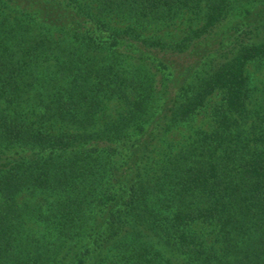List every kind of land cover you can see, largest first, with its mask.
Segmentation results:
<instances>
[{"label":"trees","instance_id":"1","mask_svg":"<svg viewBox=\"0 0 264 264\" xmlns=\"http://www.w3.org/2000/svg\"><path fill=\"white\" fill-rule=\"evenodd\" d=\"M258 60L264 0H0V264H264Z\"/></svg>","mask_w":264,"mask_h":264},{"label":"rangeland","instance_id":"2","mask_svg":"<svg viewBox=\"0 0 264 264\" xmlns=\"http://www.w3.org/2000/svg\"><path fill=\"white\" fill-rule=\"evenodd\" d=\"M246 74L255 90L258 92L262 86H264V60L253 61L249 63L246 67ZM207 111L204 110L202 115L195 117V120L190 121V123L185 124L182 130L189 131L194 127L199 126V124L205 122ZM204 126V123H203ZM202 126V127H203Z\"/></svg>","mask_w":264,"mask_h":264}]
</instances>
